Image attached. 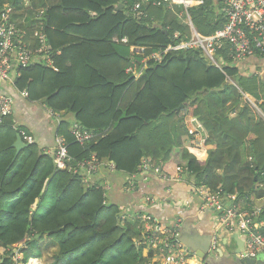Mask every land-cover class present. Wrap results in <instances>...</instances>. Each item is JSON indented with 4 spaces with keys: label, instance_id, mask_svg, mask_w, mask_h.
I'll return each instance as SVG.
<instances>
[{
    "label": "trees",
    "instance_id": "trees-1",
    "mask_svg": "<svg viewBox=\"0 0 264 264\" xmlns=\"http://www.w3.org/2000/svg\"><path fill=\"white\" fill-rule=\"evenodd\" d=\"M26 1L0 0V13L11 7L33 50L41 25L51 65L16 68L11 87L64 116L55 136L66 142L67 168L94 157L112 162L115 174L133 175L149 160L224 205L234 196L239 213L264 200V119L255 111L264 116V85L238 73L227 47L215 52V65L199 48L165 53L190 40L188 20L202 38L221 29L224 0H186L199 2L191 8L150 0L138 10L139 0ZM73 124L96 138L77 144ZM14 125L12 117L0 124V264L40 260L46 240L58 251L45 264H160L139 245L144 224L123 219L98 181L87 187L80 174L57 169L35 142L13 161L12 145L24 130ZM183 135L188 146L206 151L205 161L184 148ZM141 210L132 214L154 221ZM251 220L263 224L264 237V207Z\"/></svg>",
    "mask_w": 264,
    "mask_h": 264
},
{
    "label": "built area",
    "instance_id": "built-area-1",
    "mask_svg": "<svg viewBox=\"0 0 264 264\" xmlns=\"http://www.w3.org/2000/svg\"><path fill=\"white\" fill-rule=\"evenodd\" d=\"M149 2L150 0H139L134 5V9L138 10ZM163 3L182 5L184 8L189 7V1L186 0H164ZM223 4L222 13L225 16V24L221 29L209 37L202 38L194 31L188 20L191 30L190 40L182 42L176 47H169L165 50V53L170 50L199 48L209 62L215 65V52L227 47L228 57L234 62L255 55H260L264 59V0H224ZM157 5H160V2ZM12 13L9 6H5L0 13V85H13V78L18 67L26 68L28 65L40 60H44L46 65H51L46 53L47 41L42 33L41 25H38L33 33V39L37 41L38 47L34 50L30 49L31 44L29 45V41L26 40V31L16 24ZM41 15L42 12H39L37 19ZM150 59L155 62L160 61L158 54L152 55ZM20 95L27 99L26 92H22ZM12 115L13 98L0 91V124L5 118L12 117ZM17 129L18 125L15 123L14 130ZM18 132L24 143L30 145L34 142L25 130L20 129ZM69 133L79 145H84L96 138V134L83 130L77 124L71 126ZM49 154L53 156L57 169H67L73 174H80L82 183L87 187L90 186V178L95 180L96 177H100L102 174L106 176L115 174V166L112 162H100L94 157L77 163L75 167L70 166L67 168V164L71 162V159L67 153L66 142L62 137L55 136L54 148ZM152 175L166 182L179 180L177 177L175 179L161 174L159 167H154L149 160H144L138 173L125 175L123 192L131 193L135 189L137 180L143 181ZM97 185L104 189L106 193L110 187L107 181L104 184L99 182ZM196 190L201 199L202 208L216 213L214 231L209 247V253L212 256H217L221 233L231 229L237 220L241 221V228L247 232L245 241L246 256L253 257L255 254L264 253V237L255 230L254 225L250 226L251 217H257L260 210L253 211L250 213V218H247V215L239 213L232 203L224 205L216 195L211 194L208 190L203 188ZM227 199L232 202L234 196H228ZM158 205H160L159 200L145 196L140 209L146 210L147 207H158ZM133 216L145 226L146 235L140 240L139 245L147 246V248L153 250L157 254L160 264H186L185 257L188 251L176 238L174 228L160 225L156 220L150 222L146 215L136 216L130 211H124L122 218L132 219ZM256 225L262 226L263 224ZM18 250L19 248L15 247L13 251L15 261L20 259Z\"/></svg>",
    "mask_w": 264,
    "mask_h": 264
},
{
    "label": "crops",
    "instance_id": "crops-1",
    "mask_svg": "<svg viewBox=\"0 0 264 264\" xmlns=\"http://www.w3.org/2000/svg\"><path fill=\"white\" fill-rule=\"evenodd\" d=\"M28 4L29 0L25 2L26 6ZM197 5H199V2L189 1L190 8L196 7ZM232 66L237 69L241 76L257 78L264 85V59L260 55L234 62ZM0 91L7 92L13 98V121L31 134L30 136H32L33 141L42 151L50 153L54 148L55 132L58 122L64 116L52 115L43 104L29 103L19 93H16L11 85H0ZM181 140L185 145L184 148H187L197 159L205 161L207 154L203 148L188 146L186 144V135H183ZM125 179V175L111 174L106 176L102 174L95 180L90 178V181L91 183L98 181L100 184H104L107 181L110 187L106 193V202L119 206L123 212L130 211L131 213H135V211H140V205H142V200L145 196L159 200L160 205L158 207H147L146 213L150 214L160 225L174 228L177 239L179 233L187 235V238L196 245V248L202 247L205 238H211L210 236H212L214 231L216 213L202 208V202L196 188L186 177H182V179L176 181L166 182L153 175L148 176L143 181L137 180L135 189L131 193H124L122 190ZM230 203L233 204V201H230ZM262 207H264V200L255 201L253 211L260 210ZM143 210L145 209L141 211ZM241 213L247 215V218H250V213ZM253 225L257 232L263 227L257 226L251 220L250 226ZM234 237L238 242L243 243L245 247L247 232L241 228L240 220L235 221L231 229L221 233L218 250L222 252V255L235 250L236 242ZM57 251V247L46 240L42 247V258L40 261H43L45 258H47L46 262L49 261ZM213 258L220 262L226 261L223 257H220L219 252ZM251 258H264V253L255 254ZM185 263L206 264L204 261L196 258L193 251H188L185 257Z\"/></svg>",
    "mask_w": 264,
    "mask_h": 264
},
{
    "label": "water",
    "instance_id": "water-1",
    "mask_svg": "<svg viewBox=\"0 0 264 264\" xmlns=\"http://www.w3.org/2000/svg\"><path fill=\"white\" fill-rule=\"evenodd\" d=\"M29 146V144L24 143L22 138L17 135L16 141L12 145V148L15 150L13 161L17 158L22 149H25ZM210 239L211 238H205L204 243H202V247L196 248V245L187 238V235H183L180 233L178 235V241L186 248V250L193 251L196 258L200 259L201 261H204L206 264H264V258H251L246 256L244 244L238 242L235 237V250H233L232 252H228L225 255H222V252L218 250L220 257H223L224 260H226L225 262H220L214 259V256L209 254Z\"/></svg>",
    "mask_w": 264,
    "mask_h": 264
},
{
    "label": "rangeland",
    "instance_id": "rangeland-1",
    "mask_svg": "<svg viewBox=\"0 0 264 264\" xmlns=\"http://www.w3.org/2000/svg\"><path fill=\"white\" fill-rule=\"evenodd\" d=\"M170 4H171V3H170ZM171 5H173V4H171ZM255 111H256V113H257L260 117L264 118V116L262 115V113H260V111H259L257 108H256ZM123 217H124V216H123ZM130 220H137V219H136L135 216H133L132 219H130ZM144 228H145V226H144ZM148 250H151V249L149 248ZM152 251H153V250H152ZM145 253H146V252H145ZM145 253H144V254H145ZM156 257H157V256H156ZM20 258H21V257H20ZM46 260H47V258H45L43 261L36 260L35 263H36V264H45ZM157 260L159 261L158 257L155 258L154 262H156ZM31 262H32V261H30L28 264H30ZM33 262H34V261H33ZM38 262H39V263H38Z\"/></svg>",
    "mask_w": 264,
    "mask_h": 264
},
{
    "label": "bare ground",
    "instance_id": "bare-ground-1",
    "mask_svg": "<svg viewBox=\"0 0 264 264\" xmlns=\"http://www.w3.org/2000/svg\"><path fill=\"white\" fill-rule=\"evenodd\" d=\"M29 262H30V261H29ZM38 263H39V262H38ZM30 264H36V263H35V261H34V262L32 261Z\"/></svg>",
    "mask_w": 264,
    "mask_h": 264
},
{
    "label": "clouds",
    "instance_id": "clouds-1",
    "mask_svg": "<svg viewBox=\"0 0 264 264\" xmlns=\"http://www.w3.org/2000/svg\"><path fill=\"white\" fill-rule=\"evenodd\" d=\"M19 249H20V246H17ZM19 251V250H18ZM32 261H34V260H32Z\"/></svg>",
    "mask_w": 264,
    "mask_h": 264
}]
</instances>
